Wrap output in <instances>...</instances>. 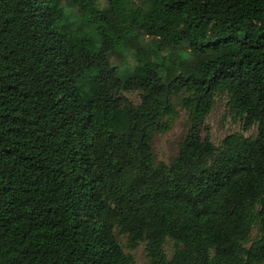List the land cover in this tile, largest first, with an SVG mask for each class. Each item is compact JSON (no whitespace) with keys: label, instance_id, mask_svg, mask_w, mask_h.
Segmentation results:
<instances>
[{"label":"trees","instance_id":"trees-1","mask_svg":"<svg viewBox=\"0 0 264 264\" xmlns=\"http://www.w3.org/2000/svg\"><path fill=\"white\" fill-rule=\"evenodd\" d=\"M66 1L0 0V264H136L115 229L149 264H263L264 0ZM218 96L255 136L212 141Z\"/></svg>","mask_w":264,"mask_h":264},{"label":"rangeland","instance_id":"rangeland-1","mask_svg":"<svg viewBox=\"0 0 264 264\" xmlns=\"http://www.w3.org/2000/svg\"><path fill=\"white\" fill-rule=\"evenodd\" d=\"M97 6H106L105 0H94ZM137 3L142 4L141 0H136ZM63 5H67L66 0H61ZM73 8L72 6H70ZM74 9V8H73ZM140 45L149 51L155 61H160L161 55L156 51L155 41L157 36L140 34L138 37ZM109 60L112 64L117 65L122 74L131 73L137 64L136 51L134 47L127 46L120 51L112 52L109 54ZM126 95L134 102H139V94L136 92L126 93ZM178 116L176 120L170 124L169 128L161 133L156 132L153 139V150L156 161H164L169 163L176 155L180 140L185 136L188 129V113L180 105L177 104ZM206 123L210 128V135L215 144H219L221 140L230 133H241L245 136H255L257 126L253 125L248 129L243 128V124L239 120H234L226 110V97L218 96L210 114L206 119ZM115 235L126 252L133 255L136 264H149L145 251V243L141 242L136 248L128 246L127 235L122 234L115 229ZM256 235V228H253L251 233V240ZM174 243L167 240L165 249L170 256L172 254ZM264 264V263H263Z\"/></svg>","mask_w":264,"mask_h":264}]
</instances>
